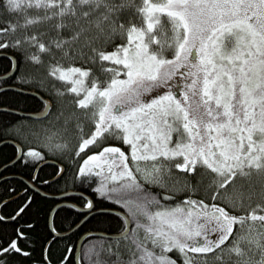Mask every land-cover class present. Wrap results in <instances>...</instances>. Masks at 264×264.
<instances>
[{"label": "snow or ice", "instance_id": "obj_1", "mask_svg": "<svg viewBox=\"0 0 264 264\" xmlns=\"http://www.w3.org/2000/svg\"><path fill=\"white\" fill-rule=\"evenodd\" d=\"M0 52L40 102L0 264H264V0H0Z\"/></svg>", "mask_w": 264, "mask_h": 264}, {"label": "trees", "instance_id": "obj_2", "mask_svg": "<svg viewBox=\"0 0 264 264\" xmlns=\"http://www.w3.org/2000/svg\"><path fill=\"white\" fill-rule=\"evenodd\" d=\"M79 63V61H77ZM9 61L6 58V56H0V75L4 74V72L8 68ZM8 80V84L14 85L16 87H20L29 91H35L34 88H31L28 84L25 83H19L15 81V78L12 77V79H8V77L0 79V81ZM3 86V84H0V87ZM43 95V93H41ZM39 101L33 96L31 93H25L16 91L13 89H5L0 91V107H7L12 109H17L20 111H30V112H36L35 109L39 105ZM28 117L18 115L12 112L7 111V115H4L3 117H0V130L3 129L4 120H18V121H25ZM13 140L10 136H0V142L4 140ZM14 141V140H13ZM14 144L5 142L0 144V167L4 165L5 163L9 162L13 159V152H14ZM43 150V149H41ZM50 159L56 158L53 156ZM79 162V161H77ZM56 167V164L47 163L45 166L42 167L40 175L44 179H48L47 173H52L54 168ZM24 169L20 168L19 165H16L15 167H8L6 166L1 172L0 175H19L23 178L24 177ZM53 188H61L63 191V187L61 184H53L51 185ZM11 189V190H10ZM21 189H25V191H22ZM42 191H45L49 193L48 188H40ZM20 192V193H19ZM19 193V195H16ZM25 194L27 195H34L32 188H30L22 179L17 177H8L3 180H0V208H3V210L9 214H11L12 210L16 207L17 204H20L22 200L25 198ZM14 195H16L14 197ZM45 197L42 194L36 195L35 201L32 203L31 207L28 210V215L36 216L37 214L43 215L45 212L46 205L48 203H51V198L48 200L45 199ZM7 199V200H5ZM107 225L103 222L102 219L93 217L88 221L87 224L84 225V228L81 229V235L83 232L88 230H99L104 231ZM67 231L66 229H62L61 232ZM102 236L97 235H89L87 236V239H84L82 242V245L87 248L88 245L95 243L99 239H101ZM76 239V237H73L69 234L65 235V239L63 241H59L60 245L63 246L64 244L72 243V241ZM81 252V249L79 250V254ZM85 264L87 262L85 261Z\"/></svg>", "mask_w": 264, "mask_h": 264}, {"label": "water", "instance_id": "obj_3", "mask_svg": "<svg viewBox=\"0 0 264 264\" xmlns=\"http://www.w3.org/2000/svg\"><path fill=\"white\" fill-rule=\"evenodd\" d=\"M0 56H6V53L4 52H0ZM11 72H9V76H11ZM3 78H6L4 76V74H1L0 75V79H3ZM5 89H13V90H16V91H20V92H25V93H31L33 94L34 91H29V90H26V89H23V88H20V87H16L14 85H10L8 84V87L5 88L4 86H1L0 87V91L2 90H5ZM0 109H6L7 111L9 112H12V113H15V114H18V115H22V116H26V117H34L37 113L36 112H30V111H27V112H24V111H20V110H17V109H12V108H7V107H0ZM5 141L9 142V143H12L14 144V141L13 140H4V141H1L0 144L2 143H5ZM48 163H51V164H56L57 165V161H55L54 159H50V162ZM47 164V163H46ZM8 165V162L5 163L4 165H2L0 167V172ZM8 177H17V178H20L22 179L23 181H25L26 178H23L19 175H2L0 177V180H3L5 178H8ZM53 179H55V176L53 177ZM26 183V182H25ZM28 186H30L32 188L31 185H29L28 183H26ZM37 192L44 195V196H49V193L45 192V191H42L40 188L37 189ZM20 193V192H19ZM19 193H17L16 195H19ZM67 194V193H66ZM14 195V197L16 196ZM7 200V199H5ZM64 236L67 235V231H64V232H61ZM90 233H95L97 236H102L104 235V231H99V230H89V231H86L84 233H82L80 236H81V239L80 240H77V243L78 244H82V242L84 241V237H87L89 236ZM79 250L80 248H77V254L79 255Z\"/></svg>", "mask_w": 264, "mask_h": 264}, {"label": "flooded vegetation", "instance_id": "obj_4", "mask_svg": "<svg viewBox=\"0 0 264 264\" xmlns=\"http://www.w3.org/2000/svg\"><path fill=\"white\" fill-rule=\"evenodd\" d=\"M5 175H8V174H5ZM2 175H0V177H1ZM54 177V176H53ZM30 187V186H29ZM31 188V187H30ZM86 232V231H85Z\"/></svg>", "mask_w": 264, "mask_h": 264}, {"label": "rangeland", "instance_id": "obj_5", "mask_svg": "<svg viewBox=\"0 0 264 264\" xmlns=\"http://www.w3.org/2000/svg\"><path fill=\"white\" fill-rule=\"evenodd\" d=\"M93 150H96V149H93ZM87 151V150H86Z\"/></svg>", "mask_w": 264, "mask_h": 264}]
</instances>
